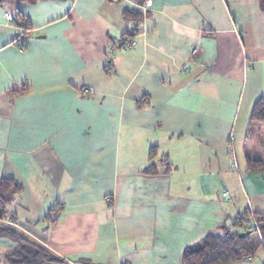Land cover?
<instances>
[{"label":"crops","instance_id":"crops-1","mask_svg":"<svg viewBox=\"0 0 264 264\" xmlns=\"http://www.w3.org/2000/svg\"><path fill=\"white\" fill-rule=\"evenodd\" d=\"M130 1L0 0V178L22 184L7 227L59 264H182L264 219V172L236 147L264 96V0H151L135 22ZM255 234L229 264H264Z\"/></svg>","mask_w":264,"mask_h":264},{"label":"trees","instance_id":"trees-1","mask_svg":"<svg viewBox=\"0 0 264 264\" xmlns=\"http://www.w3.org/2000/svg\"><path fill=\"white\" fill-rule=\"evenodd\" d=\"M125 20L140 21L145 14L140 10L130 9L123 12ZM22 18V17H21ZM259 127H264V96L259 97L253 104L247 131L249 135ZM246 168L249 171L264 172V158H246ZM150 171V170H149ZM22 189V184L15 178H0V234L11 239L15 245L0 253V264H59L62 261L54 257L42 247L25 241L14 230L3 223L8 217L13 205L14 196ZM258 222V230L264 242L263 217L254 215ZM244 216L238 218L237 225L241 227V233L226 231L223 235H208L195 245L185 249L182 256V264H229L242 255L253 253V246L249 240L248 232H256L255 225Z\"/></svg>","mask_w":264,"mask_h":264},{"label":"rangeland","instance_id":"rangeland-1","mask_svg":"<svg viewBox=\"0 0 264 264\" xmlns=\"http://www.w3.org/2000/svg\"><path fill=\"white\" fill-rule=\"evenodd\" d=\"M243 128H244V132H245V137L244 135H241L243 133ZM239 133V134H238ZM236 136L238 138H236V147L237 149H239L242 152V146L244 145L245 148H247L249 150V154L250 156H254V158H257V156L262 157L264 155V127H259V129L255 130L253 134L251 135H247V131L245 130V127H242L240 125V127H237L236 130ZM245 141V143H244ZM238 150V152H239ZM232 156L234 157V154H232ZM233 164V163H232ZM234 165H236L234 163ZM241 164L238 166H236V170L240 171L241 169ZM14 204V203H13ZM13 209H16L17 205L13 206ZM10 211V210H9ZM17 218H21V216L19 214H17ZM7 226V225H5ZM248 236H249V240L251 242V245L253 246V248H256V244H257V237L255 232H248ZM7 238L4 237L2 234H0V252L3 251V242L4 240H6Z\"/></svg>","mask_w":264,"mask_h":264},{"label":"built area","instance_id":"built-area-1","mask_svg":"<svg viewBox=\"0 0 264 264\" xmlns=\"http://www.w3.org/2000/svg\"><path fill=\"white\" fill-rule=\"evenodd\" d=\"M130 2L134 5V7L140 10L143 14L152 4L151 0H131ZM2 16L6 22L13 23V16L8 11H4L2 13ZM24 32H27V31H23L22 33H20L18 35V38L15 40V44L19 47L20 50L24 49L27 44L26 40L23 37ZM134 45H135V42L131 39H128V37L126 36L121 38V41L119 44V46L124 49H131ZM195 53H196V49L192 51V54L195 55ZM84 94L87 95L89 94V92L86 90L84 91ZM232 165L235 167L234 163ZM3 223L7 226H11L14 224L12 223L11 220H5ZM240 259L242 262H247L249 260V255H242Z\"/></svg>","mask_w":264,"mask_h":264},{"label":"water","instance_id":"water-1","mask_svg":"<svg viewBox=\"0 0 264 264\" xmlns=\"http://www.w3.org/2000/svg\"><path fill=\"white\" fill-rule=\"evenodd\" d=\"M243 234H244V233H241V234H239V236L241 237V236H243Z\"/></svg>","mask_w":264,"mask_h":264}]
</instances>
